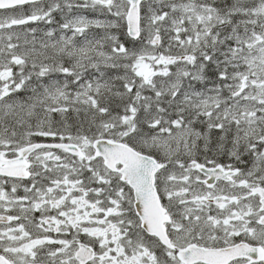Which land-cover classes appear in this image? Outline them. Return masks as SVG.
<instances>
[{
  "label": "snow or ice",
  "instance_id": "snow-or-ice-1",
  "mask_svg": "<svg viewBox=\"0 0 264 264\" xmlns=\"http://www.w3.org/2000/svg\"><path fill=\"white\" fill-rule=\"evenodd\" d=\"M0 264H264V0H0Z\"/></svg>",
  "mask_w": 264,
  "mask_h": 264
}]
</instances>
